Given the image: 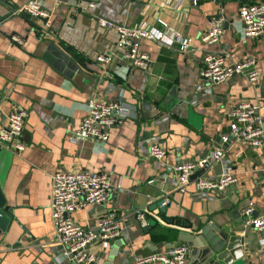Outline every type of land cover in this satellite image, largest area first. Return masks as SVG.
<instances>
[{
    "label": "crops",
    "instance_id": "crops-1",
    "mask_svg": "<svg viewBox=\"0 0 264 264\" xmlns=\"http://www.w3.org/2000/svg\"><path fill=\"white\" fill-rule=\"evenodd\" d=\"M26 1L0 0V130L13 110L28 111L25 149L17 153L0 144V180L12 215L0 233V264H74L56 242L51 218L52 176L61 168L107 171L120 184L106 203L73 214L87 227L105 214L121 221L124 244L112 264H132L134 253L170 250L186 243L178 238L180 231L194 233L207 224L249 235L250 253L264 264V231L242 217L248 205L264 214V124L258 147L235 138L223 142V136L230 137L227 115L238 103H259L264 117V35L245 37L239 16L244 4L264 0H197V5L193 0H38L51 12L49 26L15 14ZM219 11L226 18L224 32L218 42L204 43L200 35ZM101 18L111 26H102ZM158 18L190 37L192 45L180 51L143 39L140 49L153 62L134 67L122 57L115 25L151 29L161 27ZM13 33L22 41L10 38ZM208 52L228 54V63L256 56L260 79L252 84L238 74L221 83L204 80ZM101 53H113L106 68L97 62ZM94 96L120 100L130 107V117L112 125L105 143L74 142L72 134ZM153 139L167 151L161 162L141 152ZM218 146L223 170L229 164L237 183L225 192L201 191L195 184L185 191L177 187L175 166L206 159ZM215 165L203 172L206 177L218 175ZM160 199L169 200L165 211L155 206ZM137 209L144 211L141 220ZM172 232L176 238L168 237ZM112 245L107 250L92 245L97 254L92 264H108Z\"/></svg>",
    "mask_w": 264,
    "mask_h": 264
},
{
    "label": "built area",
    "instance_id": "built-area-1",
    "mask_svg": "<svg viewBox=\"0 0 264 264\" xmlns=\"http://www.w3.org/2000/svg\"><path fill=\"white\" fill-rule=\"evenodd\" d=\"M198 1L193 0L197 5ZM89 3V7H94ZM15 14L27 15L32 20L45 19V25L51 23V12L41 6L38 0H28L18 7ZM242 22V34L245 37H262L264 35V3H248L241 6L239 11ZM161 27L151 29L139 25H115L118 32L117 45L122 49V57L129 60L134 67L149 68L153 62L149 53L140 49L143 39L157 42L163 47L187 51L192 45V39L176 31L169 23L157 19ZM102 26H111V23L101 18ZM226 18L221 11L211 19L210 27L201 33L200 38L204 43L212 44L219 41L224 32ZM12 39L21 42L22 38L13 35ZM228 54L222 52H208L203 56L201 76L211 83L225 82L232 76L244 74L250 83L255 84L260 79L257 68V57L249 56L236 62H227ZM114 60L113 53H101L97 62L106 68ZM130 107L120 100H107L92 97L87 105V115L79 127L73 132L71 140L74 142L94 139L105 143L110 136L112 125L119 124L130 117ZM28 117L26 109H15L9 114L8 124L0 130V144L10 147L13 151L21 153L26 147L24 139L25 121ZM227 117L231 120L229 134L235 139L252 146L262 144L264 117L259 103L242 101L234 106ZM228 135L223 136L227 142ZM11 144V146H10ZM141 152L149 157L163 160L167 151L158 139L148 145H141ZM206 162L214 164L223 163L221 146L213 150L212 154L198 162H185L175 166L177 173L174 183L185 191L190 185L195 184L201 191L225 192L237 183V177L232 167L227 164L221 174L212 178L204 173L195 177L193 175L205 166ZM153 182V181H150ZM111 174L107 171H93L86 169L61 168L52 176V201L51 218L55 228V240L62 248L65 259L74 264H92L97 259V254L91 250L92 245H99L102 249H109L112 243L122 234L121 221L111 214L97 218L93 227H87L77 222L73 214L84 210L90 205H102L111 197L115 188ZM169 202L164 200V204ZM144 211H134L136 218L143 219ZM242 217L246 225L253 229L264 231V214L256 215L255 207L248 205L242 209ZM189 246L180 243L170 250H157L147 254L134 253L132 264H186L189 255ZM2 249L0 248V252Z\"/></svg>",
    "mask_w": 264,
    "mask_h": 264
},
{
    "label": "water",
    "instance_id": "water-1",
    "mask_svg": "<svg viewBox=\"0 0 264 264\" xmlns=\"http://www.w3.org/2000/svg\"><path fill=\"white\" fill-rule=\"evenodd\" d=\"M42 20L46 21L45 19ZM31 21L34 24L36 23L34 19ZM226 26L228 27L229 24ZM13 35L16 34L13 33L10 35V38ZM1 101L2 96L0 95V104ZM233 138V136H230L228 141H231ZM209 166L210 162H206L205 166L199 169L193 177L202 174ZM215 170L217 174L222 173L223 166L221 162L216 163ZM155 206H160L162 211H165L167 208V204H164V199H160ZM11 216L0 180V233L6 231ZM162 219H165V217L163 216ZM237 232V227L229 229L207 224L194 233L180 231L178 238L189 246V264H258L249 251L250 241L246 242L249 235H239ZM123 244L124 240L122 236H119L109 252L108 264H112L114 257ZM247 251L248 253L246 254Z\"/></svg>",
    "mask_w": 264,
    "mask_h": 264
},
{
    "label": "trees",
    "instance_id": "trees-1",
    "mask_svg": "<svg viewBox=\"0 0 264 264\" xmlns=\"http://www.w3.org/2000/svg\"><path fill=\"white\" fill-rule=\"evenodd\" d=\"M168 237H170V238H176L177 237V232H172V234L171 235H168Z\"/></svg>",
    "mask_w": 264,
    "mask_h": 264
}]
</instances>
